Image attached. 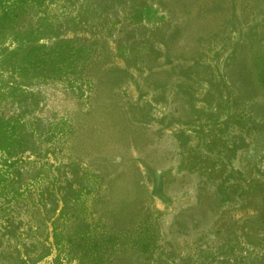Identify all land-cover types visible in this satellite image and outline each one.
Instances as JSON below:
<instances>
[{
  "label": "rangeland",
  "instance_id": "374dc122",
  "mask_svg": "<svg viewBox=\"0 0 264 264\" xmlns=\"http://www.w3.org/2000/svg\"><path fill=\"white\" fill-rule=\"evenodd\" d=\"M8 8L1 48L69 40L74 70L4 77L0 264H53L54 232L61 264H264V0Z\"/></svg>",
  "mask_w": 264,
  "mask_h": 264
},
{
  "label": "trees",
  "instance_id": "16d2710c",
  "mask_svg": "<svg viewBox=\"0 0 264 264\" xmlns=\"http://www.w3.org/2000/svg\"><path fill=\"white\" fill-rule=\"evenodd\" d=\"M12 11L8 8L0 15V101L3 100L5 92L10 90L8 83L4 80L6 74H13L16 76V81L20 78V74L27 70H40L42 72L49 73L53 77L60 78L61 73H65L69 69L74 70L72 63H67L65 56H62V52L71 49L69 40H56L50 49H46L44 45L31 46L23 49L21 46H17L11 50L1 48L2 42L6 38L7 31L12 30L15 21V16L9 17ZM3 20L7 24H3ZM75 51H79L76 49ZM19 83V82H18ZM60 123H63L60 121ZM26 124L22 122L18 116H10L5 118L0 114V152H3L4 157L0 158V166H8L12 163H8L9 159L16 161L20 156L21 142L20 132ZM5 178L0 170V193L4 188ZM114 236H110L108 240L111 241ZM54 246L56 247V253L52 260L53 264H61L60 255H65V251L62 249L63 243H61L59 234L54 232L52 235ZM74 240L71 237H67L65 243L71 244ZM81 247V246H79ZM77 256H71L69 259H77L78 261H84L88 258H94L99 254L96 248H90L88 251L77 250ZM8 258H11V256ZM98 259V258H97ZM96 259V260H97Z\"/></svg>",
  "mask_w": 264,
  "mask_h": 264
}]
</instances>
